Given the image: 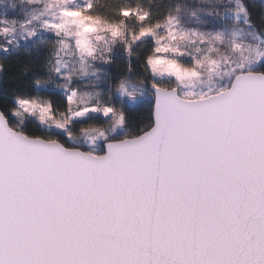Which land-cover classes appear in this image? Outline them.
<instances>
[{"label":"snow or ice","instance_id":"snow-or-ice-1","mask_svg":"<svg viewBox=\"0 0 264 264\" xmlns=\"http://www.w3.org/2000/svg\"><path fill=\"white\" fill-rule=\"evenodd\" d=\"M0 264H264V0H0Z\"/></svg>","mask_w":264,"mask_h":264}]
</instances>
